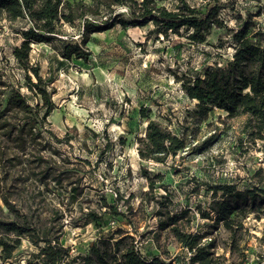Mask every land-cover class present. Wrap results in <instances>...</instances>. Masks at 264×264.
<instances>
[{"label":"rangeland","instance_id":"rangeland-1","mask_svg":"<svg viewBox=\"0 0 264 264\" xmlns=\"http://www.w3.org/2000/svg\"><path fill=\"white\" fill-rule=\"evenodd\" d=\"M188 1L204 9V1ZM159 3L174 8L176 1ZM218 17L223 25L213 26L202 43L189 41L186 31L166 37L150 32L153 25L149 23L136 27L116 24L92 33L85 45L89 50L86 59H65L58 50L60 40L80 41L78 24H63L51 43L30 44V63L38 67L53 91L55 107L47 117L49 127L58 137L70 138L69 143L55 145L60 156L70 161L68 166L83 171L82 193L74 202L68 203L69 188H55L54 195L38 204L42 213L55 206L63 208L60 242L71 254H87L95 242L109 246L115 238L130 235L143 255L162 254L188 264L189 252L168 228L158 229L157 212L185 211L178 221L195 233L212 224L200 215L208 211L211 201L206 184L232 182L239 189L264 186V140L247 138L242 131L245 115L228 117L225 110L213 108L199 119L194 113L197 101L180 85L183 74L202 73L230 58L228 28L244 21L250 27L264 26V0H232L219 10ZM20 25L0 19V68L14 82L23 81V71L11 53L20 43L16 33ZM149 118L184 134L186 147L165 162L141 159L137 140L144 135ZM205 139L208 144L201 149ZM141 169L149 172L153 189H148L149 180ZM115 192L120 195L117 201ZM103 199L109 205L117 204L123 215L109 213L102 225L85 224L84 213L105 210ZM255 215L251 211L242 219L232 250L227 246L228 231L221 224L208 229L202 242L213 238L214 249L226 264H264V216ZM129 241L124 238L120 247ZM31 248L23 240L17 254L22 259Z\"/></svg>","mask_w":264,"mask_h":264},{"label":"trees","instance_id":"trees-1","mask_svg":"<svg viewBox=\"0 0 264 264\" xmlns=\"http://www.w3.org/2000/svg\"><path fill=\"white\" fill-rule=\"evenodd\" d=\"M175 1L174 8H167L159 0H0V19L22 23L16 31L20 43L12 47L11 53L23 71V81L14 82L0 68V264H179L162 254L143 255L130 235L115 238L110 247L95 242L87 254H71L60 242L63 208L55 206L42 213L38 204L51 193L54 195L55 188H69L68 203L74 202L82 193L83 171L68 166L70 161L60 156L55 144L69 143L70 138L58 137L49 127L47 117L55 107L53 91L29 60L30 44L51 43L63 24L81 26L79 42L60 40L59 54L65 59H86L89 50L85 45L90 35L116 24L136 27L151 23L150 32L166 37L186 31L189 41L202 43L213 26L223 25L219 10L232 2L202 0V10L188 0ZM227 34L230 58L224 65L206 67L202 73L183 74L181 88L197 101L194 113L199 119L213 108L225 110L228 117L243 114L242 131L247 138L264 140V26L250 27L244 21L236 28H228ZM207 139L200 143L201 149L206 148ZM137 142L138 156L157 162H165L187 145L184 134L178 135L151 118ZM81 160L90 164L87 159ZM262 171V167L257 169L258 173ZM141 172L149 180L148 189H153L149 172ZM205 191L210 192L211 201L208 211L200 215L212 220L211 225L192 233L178 221L185 211L173 214L167 210L157 212V227L168 228L189 252L188 264H226L214 249V239L209 236L207 243L202 239L208 229L221 224L228 231L227 246L232 250L242 219L251 211L256 212V218L264 216V186L239 189L232 182L216 183L206 184ZM115 194L117 201L120 195ZM102 203L104 211L90 209L84 213L85 224L99 226L106 214L123 215L117 204L109 205L104 199ZM124 238L130 241L120 247ZM23 240L32 248L21 259L17 251Z\"/></svg>","mask_w":264,"mask_h":264}]
</instances>
